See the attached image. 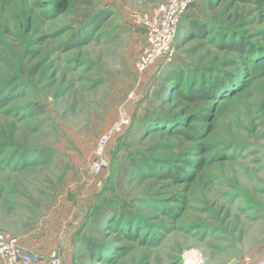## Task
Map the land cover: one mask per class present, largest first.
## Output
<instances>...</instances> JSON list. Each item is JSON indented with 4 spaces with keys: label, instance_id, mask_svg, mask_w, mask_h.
I'll return each mask as SVG.
<instances>
[{
    "label": "rangeland",
    "instance_id": "rangeland-1",
    "mask_svg": "<svg viewBox=\"0 0 264 264\" xmlns=\"http://www.w3.org/2000/svg\"><path fill=\"white\" fill-rule=\"evenodd\" d=\"M54 1L0 0V87L14 86L0 89V231L35 253L36 264H49L53 250L59 264L264 263V76L253 74L252 65L221 50L210 36L181 41L179 49L175 43L170 62L158 61L139 74L134 63L145 35L134 15L165 0H91L90 10H60L59 3L53 9ZM207 1L199 0L191 15L231 25L237 36L264 49L263 12L251 3L220 1L213 15ZM103 9L109 17L90 42L62 52L61 45L85 22L83 15ZM172 63L230 72L244 68L254 76L247 74L242 91L215 104L199 140L146 135L139 119L158 108L153 92ZM122 110L130 124L110 134L108 166L95 176L89 167L96 142L112 131ZM163 111L192 123L193 110L184 105ZM23 149H47L52 156L47 163L13 169ZM137 153L172 165L187 163L186 178L117 182L119 166ZM111 197H152L153 206L138 208L143 226L158 232L164 224L169 230L158 234L156 246H141L100 228L92 239L115 245L106 252L112 258L100 262L104 252L98 258L88 253V233L81 226L99 198ZM160 207L176 209L178 218L169 219Z\"/></svg>",
    "mask_w": 264,
    "mask_h": 264
},
{
    "label": "trees",
    "instance_id": "trees-1",
    "mask_svg": "<svg viewBox=\"0 0 264 264\" xmlns=\"http://www.w3.org/2000/svg\"><path fill=\"white\" fill-rule=\"evenodd\" d=\"M220 1L251 3L260 12L264 13V0H208V11L211 14L215 15V10L219 7ZM58 3L62 5L60 10L68 6L74 9L77 8V10L81 7L90 10L92 7L91 0H55L53 9L57 8ZM196 4L191 5L181 17L172 45L177 43L179 49L183 44L182 42L186 40L210 36L209 40H218V47L221 50L235 52L245 64H248L246 66L252 65L250 70L253 74L258 77L264 76V49L256 47L239 35L237 36L231 29V25L220 26L208 19L198 20L191 15ZM108 12L103 9L90 16L83 15L82 19H85V22L71 34L68 41L61 45L62 52L87 45L92 39V33L109 17ZM234 70L233 72L226 71L220 66L203 67V69L200 67L189 68V66L183 68L177 64H170L165 69L166 75L153 92V100L158 102V108L154 107V110H148L145 116L139 119V129L146 135L163 133L181 137L189 142L199 140L206 129L207 124L205 123L208 121V114L216 106L215 104L230 99L233 95L242 91L247 83L246 77L248 75L250 77L254 76L248 74L244 68H234ZM8 87L11 90L14 89V86L10 83L3 85L0 89L4 91ZM174 103L175 105H184V109L193 110V115L189 119L192 120V123L188 124L187 120H179L176 116H169L163 111L165 106ZM32 108L33 111L43 114L42 107L33 106ZM51 156L52 153L47 149H41L37 153L23 149L17 156L13 169L27 168V166H31L30 162L47 163ZM14 158H16V155L9 159L8 163ZM127 162L125 165L119 166L116 175L118 177L117 182H124L128 178L141 181L145 179L155 181H178L183 179L184 181L187 174L185 168L187 163L185 162L182 165H172L170 160L154 159L140 153L134 155ZM151 200L152 197H142L136 201L121 197L99 198L85 215L83 221L85 225L82 224L81 226V229L87 230L88 233L85 237L88 253L93 254V256L96 254L98 258L99 254L104 252L101 254L104 259L100 260L103 263L112 258L106 252L107 250H114L115 245H104L92 239V236H95L93 233L99 234L100 228L104 227L113 231L120 239L136 241L141 246H156L160 241L158 234L169 229L161 224L158 226L159 231L155 232L151 230L152 226H143L144 221L138 208L147 204L153 206V203H150ZM160 209L163 215L169 219L176 220L178 218L176 209H165L164 207H160ZM141 232H146L147 235L140 236L139 233Z\"/></svg>",
    "mask_w": 264,
    "mask_h": 264
},
{
    "label": "built area",
    "instance_id": "built-area-1",
    "mask_svg": "<svg viewBox=\"0 0 264 264\" xmlns=\"http://www.w3.org/2000/svg\"><path fill=\"white\" fill-rule=\"evenodd\" d=\"M198 1L165 0L148 12L134 15V22L141 27L145 35L144 46L134 63V70L137 73H145L158 61H171L174 56L172 43L181 17L191 5ZM132 96L130 95L129 98ZM129 124L128 114L124 110L120 111L112 131L101 136L96 142L94 159L89 167L91 174L97 176L107 168L108 160L105 151L110 134L120 133ZM0 261L1 264H36L39 259L35 253L25 249L17 237L0 231ZM49 264H59L56 250L51 251Z\"/></svg>",
    "mask_w": 264,
    "mask_h": 264
}]
</instances>
